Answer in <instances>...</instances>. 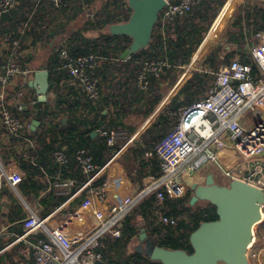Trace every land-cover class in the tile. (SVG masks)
Listing matches in <instances>:
<instances>
[{"label":"trees","instance_id":"1","mask_svg":"<svg viewBox=\"0 0 264 264\" xmlns=\"http://www.w3.org/2000/svg\"><path fill=\"white\" fill-rule=\"evenodd\" d=\"M16 1L20 2L18 7L20 11L12 9L0 13V36L7 44L13 46L27 36L36 39L41 35H50L47 39L53 38L54 35L63 36L65 40L58 45L51 44L46 64L39 67L49 74V91L56 97L52 107L46 103H38L32 91L25 96L26 102L33 101L36 107L41 109L32 117L41 124L47 120V127L42 128L40 132L32 133L31 139L35 146L30 158L14 156L18 166L25 172L18 190L27 197L38 196L45 191L43 172L53 177L55 170L60 169L62 177L74 179L76 186L85 182L86 177L81 175L74 160V154L79 149H85L98 168L103 167L134 132V128L128 123L130 116L147 118L162 98L160 87L164 85L169 88L175 84L226 0H202L187 15L166 24L163 32L159 31L160 23L157 22L148 47L132 54L128 60L120 59V55L129 47L131 39L126 36H112L108 31L110 25L128 20L131 11L127 6V0H62L63 5L60 9H54L47 0ZM84 3H87V7L81 10ZM23 7L27 9L23 10ZM73 7H78L81 11L74 12ZM87 12L94 13V18L88 19ZM79 13L83 15L80 20L77 16ZM50 14L65 17L71 15V18L76 19V23L70 28L64 25L57 29L44 27L42 22L44 19H50ZM52 22L53 19L49 24ZM263 30L264 7L238 8L232 21L225 28L220 42L201 60L203 69L192 72L191 77L180 87L155 121L121 154L118 163L126 173L130 185L136 190L135 194L143 188L144 178L157 177L161 174L159 160L153 154L155 147L176 126L181 108L207 98L213 89L215 73L219 67L228 65L237 58L241 63L250 66L253 74L257 73V66L247 47L256 45V35ZM35 41L31 43L33 46L37 44ZM63 46L70 57L95 55L103 58L101 64L89 72L90 76L100 81V95L95 103L91 102L82 90L69 87L74 104L78 105L80 99L85 100L83 106L87 112L78 117L72 114L74 106L62 108L63 104H70L69 98L61 97L59 87L67 86L71 79L67 70L62 69L65 61L60 57V50ZM158 60L166 63L162 68V74L157 78L149 76L147 90H140L136 78L143 63ZM13 115L18 117V112L13 110ZM62 119H65L64 123L61 122ZM98 127L116 134L112 147H108L104 140L97 136L92 138V133ZM28 132L31 133L29 130ZM61 149L66 153L67 162L58 166L53 161L52 154ZM149 153L152 156L146 157ZM52 182H55L54 178ZM104 182L105 177L101 176L92 187L102 185ZM57 191L59 189L53 188L40 200L43 207L40 218L49 215L68 197L62 192L57 194ZM190 197L189 191L178 199L165 197L163 210L168 216L178 218L174 227L158 221L155 215L154 195L141 200L122 220L118 238L105 235L98 240V246L94 251L100 255V263L162 264L144 254V243L138 238L141 228L155 246L192 254L190 235L200 224L216 221L218 217L213 205L203 202V206H198L197 202L191 206ZM78 204L79 200L72 203L74 206ZM22 216L20 208L17 207L14 218L18 220L22 219ZM138 248L142 251H138Z\"/></svg>","mask_w":264,"mask_h":264},{"label":"built area","instance_id":"2","mask_svg":"<svg viewBox=\"0 0 264 264\" xmlns=\"http://www.w3.org/2000/svg\"><path fill=\"white\" fill-rule=\"evenodd\" d=\"M48 2L54 9H60L63 5L62 0H48ZM165 2L166 5L159 13L157 21L160 23V32H163L166 24L191 12L202 0H165ZM15 5L16 0H0V13L12 10ZM94 15L92 12L86 14L88 19H93ZM249 52L257 66V73L253 74L251 67L241 63L237 58L228 65L219 67L215 73L213 89L207 98L181 108L176 126L155 147L153 154L159 160L161 174L157 177H146L143 188L134 196L125 197L118 202L109 215L103 209L108 199L106 184L92 187V177L99 168L85 149L77 150L74 160L81 175L88 179L85 186L88 188L87 193L91 202L86 201V204H94L93 214L98 227L86 240L73 246L58 230L46 228L48 218L30 215L23 221L25 232L17 240L40 231L46 232L47 239L39 238L33 244L35 264H100V255L94 251L98 246V240L105 235L118 238L124 217L141 200L152 195L156 199L155 215L158 221L174 227L178 218L168 216L163 210L165 197L170 199L183 197L187 188L181 180L186 169L200 161L217 163L218 153L227 147V141L238 154L241 164L255 162L244 182L264 191L262 167L256 162L264 155V120L261 119L254 125H245L242 120L243 114L249 109L264 112V30L256 35V45L251 46ZM60 57L65 61L62 69L67 70L71 76L73 87L82 90L87 98L95 103L100 95V81L90 76L89 72L97 68L103 58L95 55L70 57L65 46L60 50ZM128 59L129 57L125 60ZM165 66L166 63L162 60L143 63L136 78L138 88L146 91L149 76L159 77ZM31 73L13 57H10L0 69V128L11 139L24 141L23 133L28 125L19 117L12 115L6 103V87L15 76L26 77ZM18 108L21 110L20 106ZM95 133L108 147L114 145L116 139L114 132L98 127ZM26 142L33 148L31 142ZM151 156V153L146 155V157ZM52 159L58 166L67 162L63 149L53 152ZM225 175L229 179L235 178L231 172H226ZM0 177H4L13 187L22 179L20 173L2 172ZM55 179L56 185L62 188L70 189L75 185L74 179L63 178L59 174ZM2 189L3 184L0 182V194ZM1 255L0 248V258Z\"/></svg>","mask_w":264,"mask_h":264},{"label":"crops","instance_id":"3","mask_svg":"<svg viewBox=\"0 0 264 264\" xmlns=\"http://www.w3.org/2000/svg\"><path fill=\"white\" fill-rule=\"evenodd\" d=\"M47 3H49L48 0ZM237 4V0L225 1L224 5L212 21L201 44L193 54L190 63L183 68L175 84L168 88L164 97L162 88L165 86L163 85L160 87V94L162 98L158 105L154 108L153 112L147 118L135 115L130 116L128 123L134 128V132L130 135L124 146L120 150L115 151L110 160H108L103 167L99 168L96 174L92 177V184L101 176L105 177L104 184H106L108 199L103 209L106 214L109 215L118 202L123 200L125 197L134 196L136 192V190H134L130 185L123 168L118 163L119 157L127 149V147L138 140L140 135L155 121L158 114L170 102L171 98L177 94L180 87L191 77L192 72L195 71V62L202 60L206 53L209 50H212L214 46L220 42L221 36L225 30L223 27H225V24L226 27L229 25L228 23L233 17L232 15L235 13L234 11H236L235 9ZM83 5L81 10H85L87 3H84ZM19 6L20 2L16 1V5L13 10L16 9L17 12L20 11L18 9ZM25 9L27 8L23 7V10ZM73 10L74 12L81 11L78 7H75ZM77 16L79 20L83 18V15L80 13ZM51 18L54 22L49 24V21L52 20ZM75 23L76 19L71 18V15L65 17L63 15L56 16L52 14H50V19H44L42 22L44 27L55 29L62 25L70 28L73 27ZM49 36L41 35L36 39L32 36H27L24 39L17 41V45L14 43L13 46L7 44L0 36V69L5 66L10 57H13L24 69H28L32 73L43 70L39 67L42 64H46L47 57L51 50L49 49L51 44H60L65 41L63 36L57 37L54 35L53 38L50 37L51 39H47ZM34 40H36L35 42L37 43L35 46L31 44ZM46 43H49V45H46ZM250 47L251 46L247 47L248 51ZM200 67L203 69V66ZM201 69H199V71H201ZM32 73L26 77L22 75L15 76L6 87V103L12 115L13 110H16L18 112V117L22 119L26 125H28V128L23 133L24 141L9 138L0 128V173H20L22 178L24 177L25 172L18 166L14 156L22 155L25 159L30 158L33 153L32 149L35 146L31 139L33 137L32 133L37 131L40 132L42 128L47 127V120H44L41 124L34 117H32L35 112L41 109L36 107V104H33V101H25V96L29 91H32L33 95L37 99L36 91L29 86V82L33 80ZM66 85L67 86L63 85L59 87V93L63 99L69 98L68 100L70 105L63 104L62 108L74 106V112H72V114L77 117L86 113L87 109L83 106L85 103L84 99H80L78 105L73 102V97L69 92V87L73 88L71 79ZM19 94H21V96H19ZM55 99L56 97L54 93L48 89L46 100L44 102H39L37 100V102L46 103L47 106L52 107ZM19 106L21 107V110H19ZM263 115L264 114H259L261 117L259 119L264 120V118H262ZM242 120L245 125H249V121L246 119ZM34 121H36L37 124L33 126L32 123ZM32 127H34V129H32ZM28 130L31 133H29ZM26 141L31 142L33 148H31L30 144ZM256 162L261 165V176L264 177V155L256 160ZM253 164H255L254 161L247 164H241L238 154L235 152L230 142L227 141V147L218 153L217 163H205L203 161L193 163L186 169L184 175L190 176V178L201 183L204 182L208 175L212 176L215 183H219L221 180H225V182L228 183L231 179L226 177L225 173L231 172L236 179L246 181L247 176L250 175L252 171ZM43 174L44 182L46 184L45 191L41 192L38 196L29 195L27 197L18 190V185L21 181L18 185L13 187L8 184L4 177H0V182L3 184V189L0 194V248L2 250L0 264H35L33 244L39 238L47 239L46 232L40 231L20 240H17V238L22 236L25 232L23 221L27 217L32 214L40 216V213L43 210V207L40 205V200L53 188L59 189V191L56 192L57 194L62 192L68 197L59 207L44 217L48 218L46 222V228L48 230H58L71 245L77 246L86 240L98 227V223L93 214L94 204H86V201L91 202L87 193L88 188L85 186L88 180L87 178L81 185H74L72 188L66 189L56 185L55 178L57 175L59 174L61 177L63 176L60 169H57V171L55 170L53 177L44 172ZM256 177L258 178L259 176ZM53 178L55 179L54 183L52 182ZM145 179L146 178L143 179V183ZM72 189L74 190L72 191ZM187 191L188 190L186 189V193ZM76 200H79V204L75 206L72 205V203ZM17 207L20 208L23 215L22 219L18 220L14 218ZM261 215L262 219L256 225L254 240L247 252L250 264H264V207Z\"/></svg>","mask_w":264,"mask_h":264},{"label":"water","instance_id":"4","mask_svg":"<svg viewBox=\"0 0 264 264\" xmlns=\"http://www.w3.org/2000/svg\"><path fill=\"white\" fill-rule=\"evenodd\" d=\"M165 5V0H127L131 11L128 20L108 28L112 36H126L131 39L120 59H126L148 47L159 13ZM48 77V71H36L33 80L29 82V86L36 91L39 102L46 100ZM36 124V121L32 123L33 126ZM91 136L95 137L96 133L93 132ZM182 181L191 193L189 204L193 206L197 202L210 203L215 207L218 219L200 224L190 235L192 254L155 246L141 228L138 238L144 243V254L162 264H250L247 252L254 240L256 225L262 219L264 191L235 178L221 186L215 183L211 175L202 183L187 175L182 176ZM138 251L142 249L138 248Z\"/></svg>","mask_w":264,"mask_h":264},{"label":"rangeland","instance_id":"5","mask_svg":"<svg viewBox=\"0 0 264 264\" xmlns=\"http://www.w3.org/2000/svg\"><path fill=\"white\" fill-rule=\"evenodd\" d=\"M237 1H238V4H237V7H236L235 10H237L238 8L243 7V6H245L247 8H253L254 6L264 7V0H237ZM234 12H236V11H234ZM234 14L232 16H234ZM232 18H231L230 22L232 21ZM230 22L228 24H230ZM225 28H226V24H225V27H223V29H225ZM200 66H202L201 60L196 61L195 62V71H199V69H201ZM192 71H194V70H192ZM162 89H163V97H164L166 95L167 91H168V88L163 87ZM259 114H264V112L256 111L254 109H249L243 114L242 117H243V119H246L247 121H249V125H254L257 121L261 120V119H259V118H261L259 116ZM262 118H264V115L262 116ZM217 184L221 185V186H223L225 184L227 185L225 180H221ZM197 205L198 206H203L204 203L203 202H199Z\"/></svg>","mask_w":264,"mask_h":264}]
</instances>
